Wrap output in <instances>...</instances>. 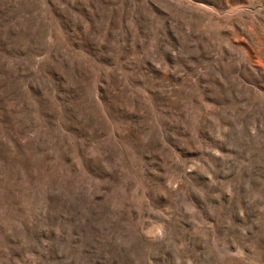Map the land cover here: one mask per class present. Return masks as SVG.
Instances as JSON below:
<instances>
[{"label": "rangeland", "instance_id": "374dc122", "mask_svg": "<svg viewBox=\"0 0 264 264\" xmlns=\"http://www.w3.org/2000/svg\"><path fill=\"white\" fill-rule=\"evenodd\" d=\"M0 264H264V0H0Z\"/></svg>", "mask_w": 264, "mask_h": 264}]
</instances>
